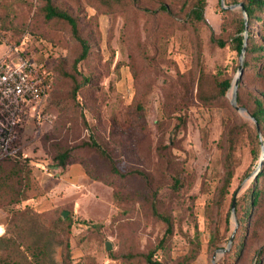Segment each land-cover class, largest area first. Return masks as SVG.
I'll list each match as a JSON object with an SVG mask.
<instances>
[{"label":"rangeland","instance_id":"1","mask_svg":"<svg viewBox=\"0 0 264 264\" xmlns=\"http://www.w3.org/2000/svg\"><path fill=\"white\" fill-rule=\"evenodd\" d=\"M171 1L176 11L182 0ZM206 2L201 61L208 77L219 73L231 78L225 100L211 105L195 98V38L175 19L133 9L105 13L94 0H54L77 17L79 35L92 50L74 71L79 47L67 27L45 22L38 14L37 0H0V59L6 57L16 64L19 57L27 58L48 74L50 82L42 106L29 110L15 129L13 144L23 166L21 195L30 198L12 203L9 189H0V236L11 210L27 206L51 216L65 212L71 222L68 264H142L139 257H129L151 249L164 229L151 214L154 202L160 212L171 216L174 226L169 248L165 254L158 250V259L169 261L186 253L182 232L196 235L200 242L192 264H211V230L218 225L220 232L229 236L237 227L235 214L230 212L229 231L225 232L227 211L231 201L246 192L260 168L264 171V144L259 134L261 144L255 157L251 151L254 123L247 112L240 113L230 104L239 56L228 44L220 48L209 39L211 31L216 40L224 41L240 9H223L220 0ZM227 2L224 0L223 6H230ZM250 72L246 70L240 82L245 88L251 87ZM69 75L76 83L88 78L75 98V84ZM177 116L184 119V125L176 130ZM241 123L247 125L241 128L231 151L233 177L218 208L228 130ZM90 136L103 146L119 172L137 169L146 178H112L107 160L87 149L77 148L70 165L57 166L53 159L59 149L80 145ZM163 146L168 147L163 150L167 160L159 152ZM84 165L101 181L88 177ZM174 175L184 183L177 194L169 190ZM102 181L113 182L115 190ZM260 186L264 190V181ZM155 191L159 195L153 197ZM263 213L264 207L256 209L258 221ZM255 233L260 239L253 247L264 242V221ZM105 242H110V251H104ZM17 255L14 249L0 250V257L16 259ZM60 256L57 250L56 261L60 262ZM221 257L217 255L216 261Z\"/></svg>","mask_w":264,"mask_h":264},{"label":"trees","instance_id":"2","mask_svg":"<svg viewBox=\"0 0 264 264\" xmlns=\"http://www.w3.org/2000/svg\"><path fill=\"white\" fill-rule=\"evenodd\" d=\"M40 4L38 9L39 16L45 22H52L54 25H61L67 27L73 36V40L77 43L79 50L73 60V70L75 71L76 65L86 61L92 50L88 42L79 35V22L76 16H73L67 10L56 5L54 0H37ZM103 8L105 13H114L116 11L136 10L144 15L162 17L178 21L187 28L195 38L196 43V63H197V81H196V100L203 105H211L222 102L225 100V95L231 88V78L223 74H215L209 76L205 71L204 65L201 61V48H200V32L201 26L206 25L204 18V10L206 7V0H182L177 3V10L174 11L171 0H94ZM174 2V1H173ZM242 4L246 13V25L248 29V36L246 41L244 61H243V74L246 70L251 72L248 75V81L251 84L250 88H245L241 85V79L238 84L236 94V105L239 108L246 110L256 122L253 135L255 143L251 142L252 154L256 157L259 151L261 141L258 135H262L264 144V42L262 38V27L264 26V0H228L227 5ZM229 13L230 11H225ZM259 28L256 33H253L254 28ZM243 29L244 20L239 11V16L234 18L232 22V29L227 37L222 40H216L213 33L209 31V39L216 43L218 47L223 48L226 44L229 45L231 51L236 56H239L243 45ZM45 82H49L48 74L42 73ZM69 78L74 82L73 97L79 94L81 86L88 84V78L83 77L81 83H76L69 75ZM50 83V82H49ZM178 119L176 130L184 125V119L180 116ZM246 123H241L228 130L227 137V154L225 173L222 183L217 191L216 206L218 208L223 204L228 189L233 177V168L231 166L230 155L234 149L237 137L240 134L241 128L246 127ZM258 128V131H257ZM175 130V131H176ZM159 150L163 159L167 158L163 154L164 148ZM90 150L96 153L100 158L106 159L108 162L109 175L115 179H125L126 177L137 176L139 179H145L146 175L141 170H132L127 173H121L111 162L109 154L105 151L103 146L99 145L92 136L86 141L81 142L80 145L74 147H64L59 149L54 157L57 166L64 168L70 165L76 149ZM168 148V147H167ZM20 153L16 152L14 156H5L0 158V189H9L7 192L12 194L10 201L12 203H21L28 201L30 197L21 195L22 169L20 164ZM83 170L85 174L95 181H101L99 177L91 175L90 171L84 165ZM263 168L256 174L248 187L246 192L240 199L234 200V214L236 217L237 227L232 230L229 236H224L218 225L214 226L210 233L208 241V249L214 254L221 247L222 243L228 242L232 236L230 248L222 255L220 261L215 264H252L254 256H257L254 264H264V242L253 247V245L260 239L255 237V232L260 221L258 216L255 215L256 209L264 207V190L260 183L264 181ZM105 185L115 190L116 186L111 181H102ZM27 184H24L26 187ZM184 183L180 176L174 175L169 184V190L177 194L183 189ZM17 188V189H16ZM5 192V193H7ZM159 195V191H155L153 197ZM232 200V201H233ZM150 201V199H149ZM231 201V204H232ZM231 207V205H230ZM230 207L227 211L225 218V232L228 229V216L230 215ZM151 214L161 221L164 225L161 236L157 239L155 245L144 253H138L132 257H139L142 264H192L199 254L200 242L197 236H190L187 233L181 235L187 243V251L184 255L179 256L173 260H160L156 256L158 250L163 254L166 253V248H169L170 242L174 235V226L170 215L160 212L155 206L154 202L150 206ZM53 215V214H52ZM264 215V213H263ZM8 219L6 222V229L0 236V250L2 252L15 250L17 258L0 257V264H68L70 258V248L68 238L70 235V217H62L59 215H47L42 212L36 211L30 207H24L18 210H11L8 212ZM83 224H87L82 222ZM59 250L61 255L60 262L56 261L55 254ZM212 254V255H213Z\"/></svg>","mask_w":264,"mask_h":264},{"label":"built area","instance_id":"3","mask_svg":"<svg viewBox=\"0 0 264 264\" xmlns=\"http://www.w3.org/2000/svg\"><path fill=\"white\" fill-rule=\"evenodd\" d=\"M16 60L11 64L6 57L0 59V158L16 154L15 129L29 110H39L50 89L34 62Z\"/></svg>","mask_w":264,"mask_h":264},{"label":"water","instance_id":"4","mask_svg":"<svg viewBox=\"0 0 264 264\" xmlns=\"http://www.w3.org/2000/svg\"><path fill=\"white\" fill-rule=\"evenodd\" d=\"M223 2H224V0H220V3L222 5L223 9L232 10L235 8H239L241 10L243 20H244L243 45H242V48H241V51L239 54V66L237 69V73H236L234 80H233V83H232L230 104L236 111H238L240 113H246L245 109L239 108L236 105V91H237V86H238L239 80L241 79V76L243 73L244 53H245L247 36H248V29H247V25H246V13H245L244 7L241 3L236 4V5L223 6ZM248 118L256 125L255 120L250 115H248ZM257 131H258V128H257ZM230 211H231V214H234V200L232 201ZM66 216H67V213L62 212V217L65 218ZM232 236L233 235H231L230 238L228 239V242H227V245L225 248L218 249L214 252V254L211 257V264H215L217 255H223L230 248L231 242H232ZM110 250H111L110 242H105L104 243V251H110Z\"/></svg>","mask_w":264,"mask_h":264},{"label":"crops","instance_id":"5","mask_svg":"<svg viewBox=\"0 0 264 264\" xmlns=\"http://www.w3.org/2000/svg\"><path fill=\"white\" fill-rule=\"evenodd\" d=\"M262 38H263V42H264V26L262 27ZM263 95H264V87H263ZM79 174V176H78V178L80 177H82V175H80L81 174V172L80 173H78ZM59 180V179H58Z\"/></svg>","mask_w":264,"mask_h":264}]
</instances>
